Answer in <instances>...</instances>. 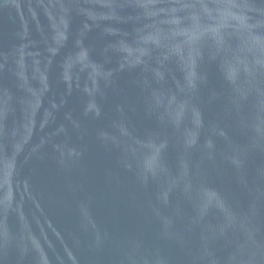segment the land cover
Wrapping results in <instances>:
<instances>
[{
  "label": "water",
  "instance_id": "1",
  "mask_svg": "<svg viewBox=\"0 0 264 264\" xmlns=\"http://www.w3.org/2000/svg\"><path fill=\"white\" fill-rule=\"evenodd\" d=\"M0 264H264V0H0Z\"/></svg>",
  "mask_w": 264,
  "mask_h": 264
}]
</instances>
